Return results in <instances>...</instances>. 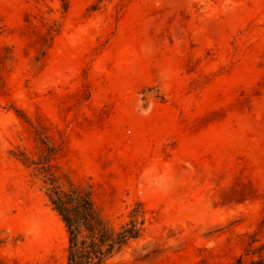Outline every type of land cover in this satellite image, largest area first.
Instances as JSON below:
<instances>
[{
  "label": "rangeland",
  "instance_id": "rangeland-1",
  "mask_svg": "<svg viewBox=\"0 0 264 264\" xmlns=\"http://www.w3.org/2000/svg\"><path fill=\"white\" fill-rule=\"evenodd\" d=\"M73 190L105 264H264V0H0V257L66 264Z\"/></svg>",
  "mask_w": 264,
  "mask_h": 264
},
{
  "label": "trees",
  "instance_id": "trees-1",
  "mask_svg": "<svg viewBox=\"0 0 264 264\" xmlns=\"http://www.w3.org/2000/svg\"><path fill=\"white\" fill-rule=\"evenodd\" d=\"M50 200L66 227V264H105L140 235V229L133 222L116 230L101 215L88 192H58ZM258 250L262 257L264 245ZM0 264L8 262L0 257ZM236 264H242V260H237Z\"/></svg>",
  "mask_w": 264,
  "mask_h": 264
}]
</instances>
